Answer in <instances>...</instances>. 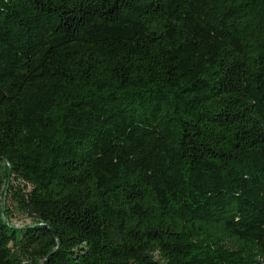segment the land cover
<instances>
[{
    "label": "trees",
    "instance_id": "obj_1",
    "mask_svg": "<svg viewBox=\"0 0 264 264\" xmlns=\"http://www.w3.org/2000/svg\"><path fill=\"white\" fill-rule=\"evenodd\" d=\"M0 264H264V0H0Z\"/></svg>",
    "mask_w": 264,
    "mask_h": 264
},
{
    "label": "rangeland",
    "instance_id": "obj_2",
    "mask_svg": "<svg viewBox=\"0 0 264 264\" xmlns=\"http://www.w3.org/2000/svg\"><path fill=\"white\" fill-rule=\"evenodd\" d=\"M5 201H6L8 209L10 210L9 220L13 225L17 227H21V226L31 223L32 221L31 218L21 213L18 210L17 205L14 201L10 200L9 198H6Z\"/></svg>",
    "mask_w": 264,
    "mask_h": 264
}]
</instances>
